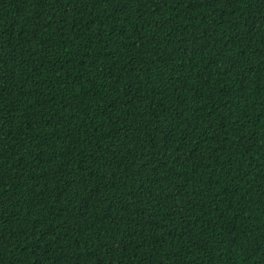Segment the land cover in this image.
<instances>
[{
  "label": "trees",
  "instance_id": "trees-1",
  "mask_svg": "<svg viewBox=\"0 0 264 264\" xmlns=\"http://www.w3.org/2000/svg\"><path fill=\"white\" fill-rule=\"evenodd\" d=\"M0 264H264V0H0Z\"/></svg>",
  "mask_w": 264,
  "mask_h": 264
}]
</instances>
